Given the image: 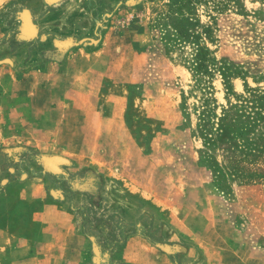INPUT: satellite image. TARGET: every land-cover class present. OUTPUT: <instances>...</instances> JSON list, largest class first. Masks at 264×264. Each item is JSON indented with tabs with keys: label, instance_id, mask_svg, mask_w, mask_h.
Masks as SVG:
<instances>
[{
	"label": "rangeland",
	"instance_id": "rangeland-1",
	"mask_svg": "<svg viewBox=\"0 0 264 264\" xmlns=\"http://www.w3.org/2000/svg\"><path fill=\"white\" fill-rule=\"evenodd\" d=\"M173 11L194 21L193 37L168 23ZM0 23V63L19 48L24 57L12 65L15 77L76 50L103 48L98 97L72 106L71 124L60 121L69 128L58 123L56 151L0 144V206L24 212L25 236L35 229L44 239L46 224L59 219L46 175L60 157V170L92 167L108 179L99 212L138 220L143 233L128 238L122 261L264 264V0H10ZM201 44L207 60L198 67ZM97 110L104 115L98 131ZM136 187L150 189L149 197ZM85 202L76 196L77 205ZM86 239L87 250L71 251L70 264H103Z\"/></svg>",
	"mask_w": 264,
	"mask_h": 264
},
{
	"label": "crops",
	"instance_id": "crops-1",
	"mask_svg": "<svg viewBox=\"0 0 264 264\" xmlns=\"http://www.w3.org/2000/svg\"><path fill=\"white\" fill-rule=\"evenodd\" d=\"M8 1L0 0V9ZM4 31L0 23V38L4 36ZM102 49L88 52L76 50L62 62L50 61L24 71L21 69L17 77L12 65L18 66L24 58L18 51L20 48L10 54L7 62L0 63V144L28 145L40 151H56L52 144L55 136L59 135L56 130L58 123L61 128H69L72 106L88 105L92 96L98 97L104 70L96 57L102 54ZM78 59L79 63H76ZM8 72H13L10 80L5 77ZM68 119L69 123L66 121L67 125H64L63 121ZM91 119L95 121L97 131L102 128L104 115L100 110ZM111 119L120 122L119 115H113ZM60 121L64 124L61 125ZM111 125H114L113 121ZM64 134L69 135L66 131ZM121 171V179L128 178L125 171ZM136 190L149 197L150 189L146 193L147 190L142 187H136ZM0 196L4 197V194L0 193ZM16 196L10 201L17 203ZM53 205L54 219L56 216L59 219L46 224L44 239L36 235L35 229L25 236L22 210L0 206V264H70L72 260L76 262L71 251L75 248L79 249L77 252L82 248L87 250L86 236L76 230L72 212L64 208L66 203L54 200ZM55 211L61 213L57 215ZM30 216L31 222L27 227L33 228L35 212ZM68 253L70 260L67 259Z\"/></svg>",
	"mask_w": 264,
	"mask_h": 264
},
{
	"label": "trees",
	"instance_id": "trees-1",
	"mask_svg": "<svg viewBox=\"0 0 264 264\" xmlns=\"http://www.w3.org/2000/svg\"><path fill=\"white\" fill-rule=\"evenodd\" d=\"M169 24L176 30L177 34L185 39L193 37L190 28L194 21L188 16L180 15L173 11L166 15ZM198 67L203 66L207 58V49L199 45L196 55ZM48 185L46 191L50 197L60 203H67L69 211L81 218L83 233L90 239L91 249H97L105 256L103 264H129L117 257L132 234L143 233L136 228L139 223L126 221L118 212L103 209L99 212L102 202L101 191L103 185L108 181L103 173L97 172L92 167H86L77 171L61 170L60 172H48L46 175ZM78 194L85 196V203L76 204ZM140 219V218H139ZM93 225L92 232L88 226ZM157 247L165 252L171 261L175 260L174 254L160 245Z\"/></svg>",
	"mask_w": 264,
	"mask_h": 264
},
{
	"label": "water",
	"instance_id": "water-1",
	"mask_svg": "<svg viewBox=\"0 0 264 264\" xmlns=\"http://www.w3.org/2000/svg\"><path fill=\"white\" fill-rule=\"evenodd\" d=\"M25 26L26 27H30L31 28V25H30V21H29V17H26V19H25ZM62 161H64L62 158H60V157H56L55 159H54V163H55V168H52V172H60L61 170L58 168V164L57 163H60V162H62ZM162 247V246H161ZM163 249H166V248H164L163 247ZM167 250V249H166Z\"/></svg>",
	"mask_w": 264,
	"mask_h": 264
}]
</instances>
